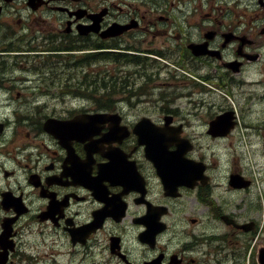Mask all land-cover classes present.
Instances as JSON below:
<instances>
[{"label": "flooded vegetation", "instance_id": "1", "mask_svg": "<svg viewBox=\"0 0 264 264\" xmlns=\"http://www.w3.org/2000/svg\"><path fill=\"white\" fill-rule=\"evenodd\" d=\"M104 67L117 81L107 101ZM254 84L264 85V0H0V234L9 224L13 245L5 264L29 236L52 255L55 244L82 260L96 251L99 264L254 259L262 234L253 210L264 202L245 209L252 186L229 177H248L246 168L214 157L241 122L263 135L264 109L253 104L249 122L239 115ZM227 111L235 127L212 135ZM97 112L112 117L82 120ZM49 118L75 122L56 130L59 139L44 128ZM161 134L165 147L146 143ZM179 139L200 163L191 187L178 184L174 160L156 164ZM225 192L243 195L234 213Z\"/></svg>", "mask_w": 264, "mask_h": 264}, {"label": "rangeland", "instance_id": "2", "mask_svg": "<svg viewBox=\"0 0 264 264\" xmlns=\"http://www.w3.org/2000/svg\"><path fill=\"white\" fill-rule=\"evenodd\" d=\"M124 78H126V75L124 76ZM104 87V88H103ZM101 88V91H99V94H102L101 99L104 101H107V99L109 98V95H111L113 93V91H110V93L107 91L109 90L106 86H103ZM246 89H248V91H243V92H254L256 94H254V98H251V102H247L244 103V100L242 99V97H240L241 101L239 102V105L241 107V112H240V119L242 120L243 118H245L246 122H249V119L247 118V114L250 112V107L252 106L253 110H257L260 111L262 109H264V99L260 102L261 100V95L264 94V85L263 84H259V85H251V86H247L245 87ZM249 89L251 91H249ZM90 91V88H89ZM88 91V92H89ZM117 94V93H115ZM95 95V94H94ZM109 100V99H108ZM233 101L235 103L236 100L233 98ZM254 101V103H252ZM238 105V104H235ZM249 106V108L247 109V107ZM255 115V114H252ZM240 128V133H241V137L245 138L247 137L248 139L245 140V143H243L242 145L239 146H233V148H235V152H233V156L235 158L241 157L243 155V157L246 158V166L248 167L249 170H251V172L256 176L257 180L255 179V177L250 174L247 170V174L252 176L255 179V184L252 185V188L249 189L247 192H250L252 194L246 195V198H252V203L249 207L253 206L254 204H257L260 201L264 202V181L261 179L260 177V171H257V167L260 164H264V156L261 155V150H264V147H260V143L264 146V133L262 136L260 137H256V136H249L247 134V130L248 128L243 127L242 122L239 125ZM239 133V134H240ZM233 141V143L231 144L234 145L237 140L232 138L231 139ZM258 140V141H257ZM226 143L228 142L227 140L225 141ZM252 142V143H251ZM260 142V143H259ZM251 143V145H250ZM229 145V147H221L219 146L218 148H215L214 150L216 151V156L220 157L221 160L225 161L226 164H232V154H231V149L232 147H230V144L227 143ZM240 148V149H239ZM239 149V150H238ZM261 149V150H260ZM242 151V152H241ZM260 158L262 159L261 162L258 163V161L260 160ZM258 163V164H257ZM223 197H225V199L228 201V203L231 206L230 208H228V210L230 212L234 213L235 210V206L238 205V201L240 200L241 197H243V195L241 193H229V192H225L223 194ZM260 211H262V208H260V210H258L257 208L253 210V214L259 217V225L262 224L261 222V218H260ZM249 210L247 211V215L246 217H249ZM263 219H264V214H263ZM264 228V226H263ZM264 234V232H263ZM32 236H29L30 242H32ZM33 243V242H32ZM28 244L26 243H22V245H20L19 249H18V255L15 256L14 258V262L10 263V264H59V261H61V264H69V261L71 262V264H95L96 261H99V255L97 254V252H95L93 254V261H82V257L83 254H66V246L61 247L60 249L55 245V248L53 249L54 251H62V254H57L55 256V259H53V257L51 256L52 252V248L50 247L49 244H47L45 247H42L41 244H38L37 247L34 246V244H31L32 250H30V254L27 255H23L22 254V248L23 246H27ZM44 255H42V253H44ZM47 255V256H45ZM59 260V261H58ZM226 264H230V263H226ZM242 264H254L253 259H246L244 260V262H242Z\"/></svg>", "mask_w": 264, "mask_h": 264}, {"label": "water", "instance_id": "3", "mask_svg": "<svg viewBox=\"0 0 264 264\" xmlns=\"http://www.w3.org/2000/svg\"><path fill=\"white\" fill-rule=\"evenodd\" d=\"M220 120H223V117H221V118H219V119H217L216 121L213 122V124H214L215 127H212L211 130H213V128L215 129L216 127H219L220 126V124H219V121ZM223 125H224V121L222 123V126ZM213 133H215V132H213ZM184 151H185L184 148L180 144H178L177 159L182 161V163L180 161V164L179 165H180V167H183V168L186 167V166H190L186 162L187 159L183 156ZM160 165L162 166V163L161 162H160ZM181 175H185V172L182 171L181 172ZM231 184L234 185V186H241V185H243V183L239 182V179L237 177H234V176L232 177ZM259 259H260V264H264V250H263V252L261 251V253L259 255Z\"/></svg>", "mask_w": 264, "mask_h": 264}, {"label": "trees", "instance_id": "4", "mask_svg": "<svg viewBox=\"0 0 264 264\" xmlns=\"http://www.w3.org/2000/svg\"><path fill=\"white\" fill-rule=\"evenodd\" d=\"M116 82L117 81H114V79L112 77L110 79H108V80L105 77H103L102 86H106L109 89L107 91L110 93V91H114L115 90V83Z\"/></svg>", "mask_w": 264, "mask_h": 264}, {"label": "bare ground", "instance_id": "5", "mask_svg": "<svg viewBox=\"0 0 264 264\" xmlns=\"http://www.w3.org/2000/svg\"><path fill=\"white\" fill-rule=\"evenodd\" d=\"M66 71H70V70H65V72H66ZM70 72H71V71H70ZM68 76H69V75H66L65 77H68ZM69 77H70V76H69Z\"/></svg>", "mask_w": 264, "mask_h": 264}]
</instances>
